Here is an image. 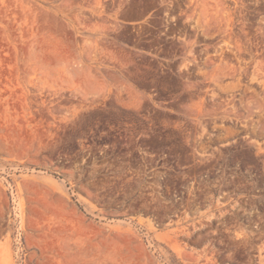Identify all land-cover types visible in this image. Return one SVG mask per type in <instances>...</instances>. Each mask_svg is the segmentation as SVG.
Returning a JSON list of instances; mask_svg holds the SVG:
<instances>
[{
	"label": "rangeland",
	"instance_id": "obj_1",
	"mask_svg": "<svg viewBox=\"0 0 264 264\" xmlns=\"http://www.w3.org/2000/svg\"><path fill=\"white\" fill-rule=\"evenodd\" d=\"M0 264H264V0H0Z\"/></svg>",
	"mask_w": 264,
	"mask_h": 264
}]
</instances>
